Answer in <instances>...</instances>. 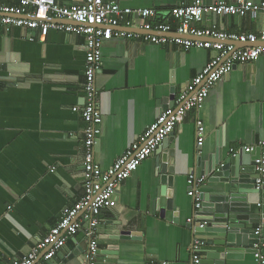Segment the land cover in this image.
I'll return each mask as SVG.
<instances>
[{"label": "crops", "instance_id": "1", "mask_svg": "<svg viewBox=\"0 0 264 264\" xmlns=\"http://www.w3.org/2000/svg\"><path fill=\"white\" fill-rule=\"evenodd\" d=\"M84 1L58 0L62 5ZM193 1L120 3L155 10L157 15L150 21L171 25L174 32L168 36L172 38L181 21L171 10ZM128 20L133 25L125 28L123 23L121 29L134 36H116L104 43L96 76L103 121L95 158L103 169L155 122L161 110L171 106L168 98L174 94L176 99L213 54L201 47L185 50L175 42H148L139 27L147 19L132 14ZM214 24L229 33L259 32L264 29V13L257 17L209 14L193 25ZM86 58L84 36L51 29L44 39L31 41L26 29L13 27L7 33L0 25V264L21 259L59 222L63 209L83 196L86 122L74 108L84 105ZM198 119L206 128L199 150L204 159L218 151L230 157L231 148L264 140V56L238 64L212 88L204 105L191 111L171 134L163 152L174 150L172 209L157 202L161 181L154 153L120 185L117 205L100 214L98 264H187L190 260L195 235L187 225L195 201L188 194L187 180L198 168ZM207 188L204 183L200 190ZM86 248L87 238L80 230L50 264H81ZM210 249L203 246L202 264H219L206 257ZM261 249L264 255V243ZM224 264L260 262L250 251Z\"/></svg>", "mask_w": 264, "mask_h": 264}, {"label": "built area", "instance_id": "2", "mask_svg": "<svg viewBox=\"0 0 264 264\" xmlns=\"http://www.w3.org/2000/svg\"><path fill=\"white\" fill-rule=\"evenodd\" d=\"M8 1L13 4L0 3V25L5 32H10L13 27H21L27 30L29 40L34 41L38 37L44 39L51 29H55L84 36L87 48L84 105L74 108L75 111L80 110L86 122L82 138L85 182L83 196L75 204L66 206L59 222L14 264H50L66 242L80 230L87 238V248L81 257V264H98L100 214L104 208L117 205L120 185L155 152L191 111L199 110L204 105L210 91L221 79L238 64L255 62L264 56V29L259 32L229 33L220 30L215 24L208 28H198L193 24L202 22L209 14L257 17L260 12L264 13V0L258 3L250 0H220L214 4H206L202 0L184 2L170 12L174 18L181 21L176 36L172 38L168 36L174 32L171 25L150 21L157 15L155 10L125 7L121 5L120 0H85L77 5H62L58 0ZM132 14L147 19L139 27L145 31L142 37L148 42L164 45L175 42L185 50L201 47L211 49L213 54L201 72L192 78L175 99V105L161 110L155 122L116 158L109 168L103 169L95 158V144L101 133L103 121L96 76L102 64L104 43L116 36H134L132 32L121 29L123 23H126L125 28L133 25L128 20V16ZM238 43L242 45H237ZM205 134V125L198 119L196 129L198 155L205 142ZM257 146L264 150V140L256 145L231 148V152L236 155L243 150L252 151ZM54 170L55 168L51 169ZM255 170L261 175L257 179L258 187L261 188L264 177V151L262 158L257 160ZM206 180V175H198L196 172L188 176V194L195 201V212L188 219V223L193 222L198 216L196 211L201 207L200 187ZM260 232L261 229L258 228L256 233ZM203 246L201 239L197 237L193 239L190 247L191 257L187 264H202ZM254 246L256 260L264 264L261 249L263 243H256Z\"/></svg>", "mask_w": 264, "mask_h": 264}, {"label": "water", "instance_id": "3", "mask_svg": "<svg viewBox=\"0 0 264 264\" xmlns=\"http://www.w3.org/2000/svg\"><path fill=\"white\" fill-rule=\"evenodd\" d=\"M168 99L171 106L175 105L174 94ZM172 138L171 135L165 138L154 152L156 175L161 181L157 202L165 204L167 209L173 208L174 168L170 158L174 156V150H163ZM263 151L257 146L252 151L243 150L230 157H224L221 151L207 159L197 155L196 173L207 176L208 188L201 191V207L196 211L198 216L187 226L204 245L211 247L206 257L216 263L224 264L228 259L240 258L246 252L255 251L256 243H264V177L259 188L257 179L261 175L254 169ZM258 228L261 229L259 234L256 233Z\"/></svg>", "mask_w": 264, "mask_h": 264}]
</instances>
